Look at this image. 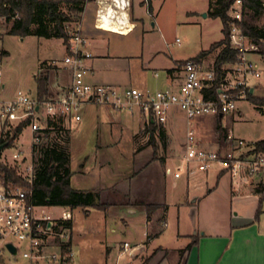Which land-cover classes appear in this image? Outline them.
I'll list each match as a JSON object with an SVG mask.
<instances>
[{"label":"rangeland","instance_id":"rangeland-1","mask_svg":"<svg viewBox=\"0 0 264 264\" xmlns=\"http://www.w3.org/2000/svg\"><path fill=\"white\" fill-rule=\"evenodd\" d=\"M133 1L138 15L144 17L140 27L128 35L110 34L112 61H107L109 65L106 73L112 79L120 81L117 85L126 84L152 90L163 88L164 86L158 84L153 69L159 65L162 58L169 61L171 57L182 59L195 57L200 51L208 49L224 37L222 20L208 14L209 0H151L153 8L151 17L145 13L144 0ZM94 16L95 8L89 3L84 19L85 33L92 28ZM246 19L264 28V13L257 18L251 19L247 16ZM81 22L82 20L80 25ZM75 24L76 22L73 23ZM12 25V21L0 20V51L5 50L8 53L0 62V69L2 80L9 92L22 88L31 95H36L35 76L46 71L41 68L42 64L49 68L50 81L55 70L60 74L62 83L69 81L70 73L52 64L54 59L60 62L66 53L62 38L36 35L22 37L8 33ZM51 31H55L53 25ZM176 39H179L180 43H174ZM125 54L133 57L118 58V55ZM215 54L214 50L208 58H213ZM252 57L259 60L261 68L260 77H252L250 80L252 85H257L253 96L264 98V56L253 54ZM142 73L148 77L146 84L137 82ZM160 76L163 78L164 73L160 72ZM90 104L89 111H85L82 106L80 113L83 119L74 121L70 126L71 131L67 127V120L64 121L63 128L55 130L58 132L57 141L70 153L73 168L85 171V174L74 175L72 186L78 189L99 190L100 201L112 206V210L107 217L101 209L88 208L86 211L85 208L78 207L72 210L71 241L74 234L72 241L74 264L131 262L128 250L122 245L128 242L132 246L144 239L146 214L142 208L131 212L124 203L130 196L148 202L167 201L169 207L162 209L160 214L165 216L169 210L172 224L167 226L164 236L158 242L172 247L176 245L174 244L176 229L180 227L187 232L191 229L188 211L186 208L180 209L177 203L186 197L191 201L196 197L192 196L193 194L200 195L198 201L200 215L196 229L198 233L204 231V225L216 221L225 223L231 214L239 211L252 213L256 222L264 229V193H255L252 190L254 185L262 181L264 183V170L246 183L239 186L234 184L235 189L240 188L234 194L230 172L224 171L225 173L218 179V171L221 170L218 165L212 166L207 173L191 163L190 167L193 169L190 173L191 194L187 196V178L176 180L174 176L166 173L167 167L174 168L176 164L182 162V155L178 161L173 160L184 151L186 135L190 129L187 120L179 115L180 111H174L166 126H161L166 132V136L162 138L160 126L157 125L158 129L152 134L149 121L142 118L139 122L137 112L133 114L119 112L116 113V118H113L110 112L104 110L102 113L98 112L97 106L103 105ZM17 122L18 119H15L14 124L17 125ZM211 124H214L213 131L209 132L206 128L201 130L203 139H208L209 134L214 133L216 134L214 140H217L221 138L223 132L231 131L237 137L253 144L264 139V106L255 103L251 98L241 100L234 111L222 118H215ZM13 130L14 127L0 128V140L12 135ZM65 130L69 131V135ZM31 143L32 133L30 128L26 127L11 145L1 150L0 160L11 166H16L20 162L24 163V166L31 163L36 166L34 156L37 154L33 151ZM16 151H24L25 158L13 160L12 155ZM167 160L169 162L166 165ZM186 173L185 171L184 174ZM1 183L3 182L0 179ZM210 189L213 190L209 192ZM139 202L141 201L137 200L136 203ZM239 203H242L244 210L239 208ZM50 211L55 215L61 213L58 207L51 208ZM196 230L191 233L194 234ZM20 246V255L14 258L8 257L5 253L0 261L4 264H31V261L23 256L27 245L22 242ZM46 250L48 253L57 249L50 243ZM151 254L153 251H148L142 256L148 258ZM163 254V250L156 251V258L160 259Z\"/></svg>","mask_w":264,"mask_h":264},{"label":"built area","instance_id":"built-area-1","mask_svg":"<svg viewBox=\"0 0 264 264\" xmlns=\"http://www.w3.org/2000/svg\"><path fill=\"white\" fill-rule=\"evenodd\" d=\"M96 5L95 27L120 34L134 30L132 22V0H91ZM147 11L150 1L145 0ZM264 6V0H262ZM246 0H235L228 14L231 18L230 44L237 51L236 60L227 62L218 75L214 67H207L202 59L196 57L176 64V77L166 88L152 90L137 87H121L112 84H98L88 80L91 68L85 61L92 57L88 50L89 40L82 30L80 22L69 31L66 53L60 62L52 60V64L65 65L71 71V83L60 94L40 100L37 95L18 88L14 92L7 90L2 80L0 69V128H15L26 122L32 133V145L39 144L50 126L48 120L63 117L66 120H80L83 104L94 103L110 106L114 111L141 113L146 115L149 123L165 126L170 120L173 110H178L185 117L190 129L186 135V143L182 153V162L166 168V173L180 178L186 171L192 173L191 163L199 170L208 171L218 165L222 171L232 175L233 184L239 186L246 183L254 175L264 170V152H253L254 144L228 132L226 139L232 146L224 151L209 149L200 145L194 128L195 119L202 116H220L231 113L238 102L249 98L251 78L261 75L259 60L253 54H261L260 46L252 42L243 33L241 22L244 19ZM0 20H3L0 17ZM175 43H180L176 39ZM18 119V124L14 120ZM23 128V129H24ZM30 146V148H31ZM13 160L25 158L24 151H16ZM18 172L29 183L35 178V165L24 166L17 163ZM32 188L12 187L0 184V259L7 253L16 258L21 254L20 243L27 249L23 256L31 264H74L73 247L64 251L63 246L71 240V230L58 222L69 221L73 215L71 210L58 207L61 213L55 215L51 206L37 205L32 199ZM59 241V242H58ZM56 251L46 252L49 244ZM13 245L17 253H13L8 245ZM125 250L131 255L135 246L125 242ZM0 264H4L0 261Z\"/></svg>","mask_w":264,"mask_h":264},{"label":"crops","instance_id":"crops-1","mask_svg":"<svg viewBox=\"0 0 264 264\" xmlns=\"http://www.w3.org/2000/svg\"><path fill=\"white\" fill-rule=\"evenodd\" d=\"M145 2V0H144ZM93 4L95 8V14H96V5L94 1H87L86 6L88 4ZM143 1L141 2V4ZM85 13H86V7L85 11L83 12V19L81 22L82 30L86 37L89 40V46L88 50L92 53V57L87 59L85 61L86 66L91 68V74L88 76V80L94 83L98 84H112L117 85L119 84L115 79H112L108 76L107 68L108 62L112 61L110 56V34H118V35H128L131 32L135 31L137 28L140 27L141 21L144 20L143 16L138 15L137 8L134 4V1L132 0V22L135 23V28L133 31L125 34H120L112 31H106L102 29H97L95 27V16L94 21L92 23V28L87 30V33H85V27H84V19H85ZM148 16L153 15V8L150 1V11L145 12ZM154 26V23H153ZM175 43V42H174ZM216 54L213 56V58H208L210 55L213 54V51L209 53L207 56L202 58L204 64L207 67H213V64L216 60V57L220 51V48L215 49ZM126 57H133L130 55H118V58L123 59ZM185 60L182 58H174L171 57V60H165L161 59L159 65L157 64L153 69L155 70L154 76L157 79L158 84H161L164 86L163 88H166L170 85L172 80L176 77V62ZM211 65V66H210ZM58 68H64L66 71H68L71 75V71L63 64H60L57 66ZM146 67H144L145 69ZM160 70V71H159ZM160 72L164 73L163 78L160 76ZM52 81H50V92L52 94H60L63 90H65L67 87H69L71 83V77L69 81H65L62 83L63 80H61L60 74H58L57 70L54 71V74L52 75ZM148 81V77L146 74L142 73L140 77H138L137 82H141L142 84H146ZM67 82V83H66ZM5 83V82H4ZM6 84V83H5ZM121 87H128V85L124 84L117 85ZM137 87V86H132ZM140 88V87H137ZM147 88V87H144ZM140 88V89H144ZM161 89V88H160ZM257 89V85H254L253 88V94L255 93ZM90 103L83 104V109L85 111H89ZM99 107V113H102V111L110 112V114L113 115V118H116L119 111H114L110 106H97ZM104 107V108H100ZM176 111L173 110L172 113ZM121 113V112H120ZM171 113V114H172ZM139 114V122L142 121V118H146L145 114ZM229 114V113H228ZM180 116H183L181 113H179ZM226 115V114H225ZM224 115L220 116H202L194 121V128L197 133V136L199 137L200 145L203 147L209 148V149H215V150H227L232 145L228 143L226 139V135L228 132L226 131L221 134V138L214 140V133L209 134L208 139L202 138L201 130L203 128H206V130H209V132L214 130V124H211L212 121H214L215 118H222ZM184 117V116H183ZM171 118V115H170ZM83 118L81 117L80 120H67V127H69V130L71 131V124L76 121H81ZM185 119V117H184ZM144 120V119H143ZM66 121V119H65ZM66 125V124H65ZM166 126V125H165ZM165 129L164 127H162ZM165 131V130H164ZM239 137V136H238ZM241 138V137H239ZM186 140V139H185ZM263 140V139H260ZM259 141V140H258ZM256 142V141H255ZM254 142V143H255ZM253 143V144H254ZM184 144V143H183ZM183 151L180 152L176 159L173 161H178L180 159V156L182 155ZM169 162V160L166 161V165ZM83 166V165H82ZM70 167L73 170L74 174L77 173H83L85 174V171L83 169H74L72 166V158L70 162ZM209 171V170H208ZM207 171V173H209ZM225 172L222 170L218 171V179L221 175H223ZM190 176L191 174L186 173L181 175L180 178H175L176 180L181 179L182 177H186L188 180V187H187V196L191 194V188H190ZM232 182V192L234 194L237 193L238 189L240 188H234L233 179ZM72 183V179H71ZM177 184V182H176ZM264 184L263 181L258 183ZM257 185H254L252 187V190L255 191V188ZM107 188H103L105 190ZM113 189V188H112ZM96 190V189H95ZM102 191V189H100ZM213 189H210L209 192H211ZM105 192V191H104ZM252 192V191H251ZM130 196V195H129ZM192 196H196L194 199L190 201L189 197H186L183 199L182 202H178L177 205H179L180 209L186 208L188 211V214L190 215L191 219V229L190 231H184L180 227L176 229L175 235H174V245L168 246L165 244L159 243L158 241L162 239L166 232V228L168 225L172 224V221L170 220V214H168L169 210L166 211L165 216H161L160 211L162 209H166L168 206L167 201L164 202H148L143 199H138L136 197L130 196L124 203L128 205V207L131 209V212H134L137 208H142L145 210L146 214V230H145V237L143 240H141L139 243H136L135 248L131 250L130 257L132 258L131 262L127 264H264V229L261 228L260 224L256 222L254 219V215L252 213H240L236 212L234 215H230V219L227 222H221L216 221L212 222L210 225H204L205 228L202 233H198L196 230L198 227V219L200 215V209L198 207V201L200 198V195L193 194ZM257 196V195H256ZM240 199V198H239ZM137 200L145 203V204H154L157 206H160L158 209H156L152 214H150V217L147 214L146 207L144 205L137 204ZM106 203V202H103ZM242 203H239V208H244L241 206ZM169 207V206H168ZM169 209V208H168ZM112 210V206H109L106 211H104L105 217H107ZM72 212V210H71ZM73 215V213H72ZM73 221V217L71 219ZM193 230H196L195 233H191ZM72 232H73V222H72ZM74 241V234L73 239ZM195 241V242H194ZM194 242L193 246L190 250L186 252H182L184 248H186L190 243ZM73 247V245H72ZM123 247V245H122ZM124 248V247H123ZM163 250L164 254L160 259L156 258V251ZM148 251H153V254H151L148 258L143 257L142 255Z\"/></svg>","mask_w":264,"mask_h":264},{"label":"trees","instance_id":"trees-1","mask_svg":"<svg viewBox=\"0 0 264 264\" xmlns=\"http://www.w3.org/2000/svg\"><path fill=\"white\" fill-rule=\"evenodd\" d=\"M87 1L89 0H0V17L5 22L12 21L13 25L8 33L22 37L27 35L45 38L57 37L62 38L66 44L69 38L68 33L73 23H78L82 20V14L85 11ZM234 1L209 0L210 9L208 14L222 20L224 37L195 56L198 59H202L215 49L220 48L213 64L218 75L221 74L225 63L233 62L237 57V51L230 44L231 18L228 14ZM262 13H264L262 0H246V9L241 27L243 33L248 35L252 42L260 46V53L264 56V28L258 27L246 19L247 16L251 19L257 18ZM51 25H53L55 30L53 32L51 31ZM7 54L5 50L0 51V62ZM182 62L183 60L177 61L176 64ZM44 65L42 64L41 68L46 69V71L35 76L37 84L36 95L40 100L52 95L49 90L51 73L49 68H45ZM249 98L255 103L264 106V98L253 96V94L249 95ZM64 121L63 117H58L55 120L49 119L48 122L53 128L47 131L39 144L33 146V151L37 155L34 156L36 166L35 178L32 183L27 182L19 174L17 166H11L2 160H0V179L7 186L32 188V199L37 205L64 207L69 210L83 207L86 211H88V208H96L105 211L108 209L109 204L100 201L99 190L78 189L72 186L71 179L74 172L70 167L71 155L68 150L59 145L57 141L58 132L55 131L57 128L64 127ZM25 125L26 122H22L15 127L12 135H8L7 138L0 140V145L6 142L7 145L4 148L11 145ZM150 126L152 127V134H154L156 129H158L157 125L151 123ZM159 130L160 135L164 138L166 132L162 127H159ZM65 131L69 135V131ZM253 152H264V139L254 143ZM255 191L257 193H264V184L257 185ZM139 205L146 207L149 217L150 214L160 207L143 202H139ZM61 226L68 227L71 230L72 221L60 220L58 222V229ZM194 242L190 243L182 252L190 250ZM70 247H72L71 240L67 244H64L63 249L66 251Z\"/></svg>","mask_w":264,"mask_h":264},{"label":"water","instance_id":"water-1","mask_svg":"<svg viewBox=\"0 0 264 264\" xmlns=\"http://www.w3.org/2000/svg\"><path fill=\"white\" fill-rule=\"evenodd\" d=\"M251 93L253 94V88L251 89ZM6 145H7V142L4 143V144H1V145H0V151H1ZM8 247H9V249H10L13 253H17V250H16V248H15L13 245L9 244Z\"/></svg>","mask_w":264,"mask_h":264}]
</instances>
